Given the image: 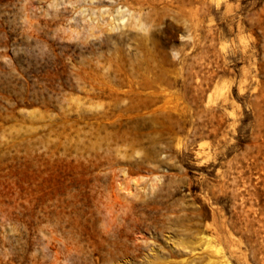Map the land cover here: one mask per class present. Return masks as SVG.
<instances>
[{"label": "rangeland", "instance_id": "rangeland-1", "mask_svg": "<svg viewBox=\"0 0 264 264\" xmlns=\"http://www.w3.org/2000/svg\"><path fill=\"white\" fill-rule=\"evenodd\" d=\"M134 71L172 86L103 116L92 89ZM202 241L264 264V0H0V264H187Z\"/></svg>", "mask_w": 264, "mask_h": 264}, {"label": "bare ground", "instance_id": "bare-ground-1", "mask_svg": "<svg viewBox=\"0 0 264 264\" xmlns=\"http://www.w3.org/2000/svg\"><path fill=\"white\" fill-rule=\"evenodd\" d=\"M196 2V0H188V6ZM242 10V8H241ZM197 11L196 6L189 9L188 13H184L182 16L186 18L190 17L191 23L190 26L193 27L195 30L197 27ZM189 29V25H185ZM145 28L143 25H140V30H144ZM149 34H145L143 36L144 40L147 42L149 40ZM187 38L191 40L185 41L182 45V62H186L187 59H191V63L188 64V76L190 80H192V85L190 82V90L194 92V94L198 91V71L196 67L198 65L197 53L196 51L199 49L201 43L198 39L195 38V35L191 36L190 34L187 35ZM147 45V43H146ZM120 70L117 69L116 72ZM114 72V77L116 79V87H112L111 85H107V87H95L92 90H96L97 97L103 96L106 97L109 101L106 105H99L96 107V110H100L99 112L103 116L112 115L115 112L120 111H129L135 109V107L130 104L131 100L138 95V93L142 92V89H149L153 88V85L159 89V93H166V91L172 86V83L165 77L164 73L159 74L154 79L143 78L141 81L134 80L135 73L134 72H124L122 74ZM113 77V78H114ZM79 88V87H77ZM136 90V91H135ZM138 90L140 92H138ZM155 96V95H154ZM159 102L160 104L153 108V112H160V113H179L180 110L177 108V105L171 106L172 102L171 99L167 96H162L156 99L155 103ZM148 107H144L147 109ZM79 109V108H78ZM91 110V109H90ZM89 110V111H90ZM77 111V110H76ZM85 113V112H84ZM247 215V214H246ZM247 219V218H246ZM203 250L200 257L189 259L190 261L187 264H229L227 259L226 253L221 252L219 249L217 250L211 241H202ZM201 244V243H200ZM229 248L231 246V241H227ZM178 247V246H177ZM180 248V247H179ZM192 248V247H191ZM189 247L182 246L181 249H175L172 247L170 251V256H179L186 253H190ZM193 250V249H192ZM228 254L232 255V250L227 252ZM199 255V254H198ZM262 262L264 263V257L262 258Z\"/></svg>", "mask_w": 264, "mask_h": 264}]
</instances>
